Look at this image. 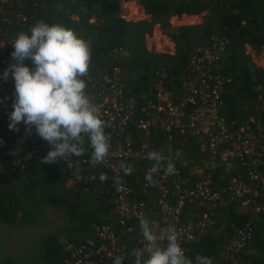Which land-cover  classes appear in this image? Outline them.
<instances>
[{
    "label": "trees",
    "instance_id": "1",
    "mask_svg": "<svg viewBox=\"0 0 264 264\" xmlns=\"http://www.w3.org/2000/svg\"><path fill=\"white\" fill-rule=\"evenodd\" d=\"M138 2L149 19L123 18L120 0H21L26 15L23 27L28 32L36 21L44 20L73 29L79 37L90 41L87 88L94 86L100 74L116 68L125 94L135 101L136 118L147 116L151 110L147 106L157 101L154 89L157 82L174 99L184 92L183 82L191 74L189 57L198 49L215 50L222 43L211 68L222 79V102L215 113L232 129L244 124L250 116L264 122V67L253 64L244 52L246 44L255 49L264 44V0ZM200 11H207L203 22L171 28L170 16ZM155 23L174 42L173 53L146 47L145 35L150 34ZM8 124L9 114L0 108V152L9 147L16 132ZM126 131L120 136L121 141L128 140L136 148L143 131L134 122L128 123ZM105 133L110 136L112 146L118 136L107 128ZM151 140L157 151L165 156L171 153L175 168L185 178V186L209 177L213 190L219 194L220 203L212 208L208 228L183 243L185 255L194 264L198 254L209 257L213 264H264V182L254 183L257 192L245 197L229 192L233 177L249 182L248 159L228 162L210 157L205 137L189 132L181 136L172 134L170 138L167 132L153 129ZM49 150L25 160L26 175L18 174L9 161L0 164V264H71L69 244L77 247L89 241L99 243L97 228L102 224H108L124 244L127 258L122 264H134L131 253L142 235L139 225L119 221L111 172L103 166L87 167V158L91 156L87 140L82 156L42 163L41 158ZM256 160L264 172V157ZM77 164L79 180L74 175ZM101 173H106L109 179L101 182ZM120 181L131 188L133 201H143L150 216L158 217L161 193L156 186L144 185L143 174L134 169L130 175L121 176ZM49 209L57 210L64 223L53 225L47 215ZM181 210V219L192 222L199 220L205 210L210 211L196 198L186 199ZM6 227L41 230L28 239L30 244L9 251L10 234ZM62 236L64 241L60 240ZM231 238L240 239V245L227 247Z\"/></svg>",
    "mask_w": 264,
    "mask_h": 264
},
{
    "label": "built area",
    "instance_id": "2",
    "mask_svg": "<svg viewBox=\"0 0 264 264\" xmlns=\"http://www.w3.org/2000/svg\"><path fill=\"white\" fill-rule=\"evenodd\" d=\"M21 5V0H0V108L7 114L12 111L15 90L11 74L5 80L3 73L10 63H14L11 58L14 37L19 32H25L23 26L26 15ZM222 48V43H219L215 50L198 49L189 57L188 66L191 74L183 82L184 92L174 99L171 98L170 92L157 82L154 88L157 101L147 106L151 110L147 111L145 117L136 118L135 101L133 97L125 94L116 68L110 73L100 74L94 86L87 88V94L93 103L100 107L106 128L118 136L110 148L106 162L95 164L91 162L89 156L87 167L103 166L111 172L116 189L115 212L119 221L139 225V218L146 217L157 230L172 225L179 234V242L183 249V243L192 240L198 233L208 228L212 222V208L220 203V198L218 192L213 190L209 177L202 178L188 187L185 186V178L177 168L173 175L164 177L161 171L153 175L151 183L146 181L145 176L154 163L147 159V153L157 151L151 140L153 129L167 132L170 138L172 134L181 136L187 132L203 135L210 157H219L228 162L248 159L249 182L233 177L229 189L231 195L245 197L251 193L255 194L257 191L254 183L257 185L264 182V172L260 170L256 160L258 157H264V122L250 116L244 124L232 129L228 128L224 119L215 113L222 102V79L218 74H214L211 68L215 66L213 62ZM24 63L29 68L32 67L30 61L25 60ZM130 122H134L135 126L143 131V137L136 148L130 141L120 139V136L127 132L126 127ZM17 127L19 131L15 132L9 147L0 152V164L3 160L9 161L18 174L26 175L25 160L51 146L36 134L34 128L31 134H28L22 122ZM121 162L130 164L132 169L140 171L143 174L144 185L157 187L161 193L157 202L158 217L150 216L149 207L143 201L132 200L131 188L120 181V177L125 174L121 172L117 175L115 172ZM196 170L200 171V167ZM167 192L172 195H165ZM191 198L198 199L210 211L205 210L202 217L195 222L183 221L181 208L184 201ZM247 199L246 197L242 203L245 204ZM97 236L99 238L97 244L92 241L77 247L69 244L73 256L71 264H109L112 262V256L126 255L124 244L119 241V236L114 234L108 224H102L97 228ZM143 246V237L139 236L134 249L140 250Z\"/></svg>",
    "mask_w": 264,
    "mask_h": 264
},
{
    "label": "clouds",
    "instance_id": "3",
    "mask_svg": "<svg viewBox=\"0 0 264 264\" xmlns=\"http://www.w3.org/2000/svg\"><path fill=\"white\" fill-rule=\"evenodd\" d=\"M10 63L3 79L9 74L14 81L15 99L9 113L10 130L19 131L21 122L25 131L36 134L51 147L41 158L42 163L52 164L65 157L82 156L87 140L91 148V162L101 164L110 155V136L105 133L106 122L98 105L87 94V77L91 63V44L79 37L73 29L44 20H38L28 32H19L13 39ZM31 62L32 67L24 61ZM15 155V153H12ZM30 158V157H29ZM147 159L153 161L145 176L152 182L154 174L163 171L164 177L176 172L171 153L150 151ZM74 175L81 179L78 164ZM132 166L121 162L116 174L130 175ZM96 177H92L95 179ZM101 182L109 179L106 173L99 176ZM139 229L144 246L134 249V264H194L185 255L174 226L159 230L146 218H139ZM126 255H114L112 264H122ZM195 264H213L203 255L195 256Z\"/></svg>",
    "mask_w": 264,
    "mask_h": 264
},
{
    "label": "rangeland",
    "instance_id": "4",
    "mask_svg": "<svg viewBox=\"0 0 264 264\" xmlns=\"http://www.w3.org/2000/svg\"><path fill=\"white\" fill-rule=\"evenodd\" d=\"M120 15L127 20L149 19V14L144 12L138 0H120ZM206 16L207 11L172 15L169 17V24L171 28H176L183 24L201 23ZM90 21H93V18H91ZM145 45L148 49L169 53H173L175 49L174 42L158 23L153 25L150 34L145 35ZM244 52L250 56V60L253 64L264 67V44L257 49L246 44L244 46ZM47 215L53 225L64 223L62 216L55 209L47 210ZM5 229L8 230L10 234L9 240L7 241L9 251L19 250L25 247L26 244H30V240L28 241V239L35 235L34 232L38 233V231L41 230V228L36 230L25 227H6ZM64 239L63 236L60 237L61 241H64ZM239 243L241 242L238 238H231L226 244L227 247H237L240 245Z\"/></svg>",
    "mask_w": 264,
    "mask_h": 264
}]
</instances>
